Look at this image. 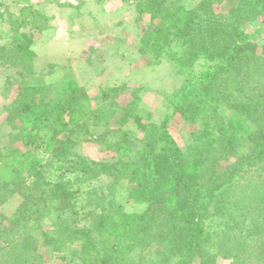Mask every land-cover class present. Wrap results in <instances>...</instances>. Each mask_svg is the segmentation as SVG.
<instances>
[{
    "label": "trees",
    "instance_id": "obj_1",
    "mask_svg": "<svg viewBox=\"0 0 264 264\" xmlns=\"http://www.w3.org/2000/svg\"><path fill=\"white\" fill-rule=\"evenodd\" d=\"M132 1L139 49L157 51L184 75L172 108L159 123L140 118L141 126H149L141 145L130 141V129H109L113 138L105 139L106 147L121 150L127 160L98 161L72 150L70 131L73 127L84 136L97 135V118L119 105L110 94L120 88L103 91L105 100H113L94 108L92 96L76 80L62 81L52 91L31 80L23 86L6 110L7 120H21V125L13 122L8 142L22 140L27 150L10 148L9 158L0 164L9 174L0 186V205L8 189L21 193L13 220L0 211V264H45L50 254L69 260L64 251L72 245L71 258L81 264H193L210 242L205 221L217 213L231 230L222 225L218 235L228 240L233 260L241 264L257 254L263 262L255 243L264 236V41L259 40L264 36V0H201L193 8L183 0ZM12 44L13 50L3 46L2 54L15 57L14 64L30 73V37L19 32ZM178 117L191 134L186 150L169 128ZM36 143L49 152L47 160L31 154L29 146ZM45 162L53 166V180L46 179L50 172L42 169ZM16 163L28 172L21 181ZM68 168L76 172L78 183L66 180ZM103 174L109 179L105 188L110 199L90 201L97 205L79 217V196H95L93 180ZM120 182L122 200L114 189ZM132 201L145 208L129 212L125 203ZM47 203L55 214L51 226L43 218ZM61 210L73 219L63 220L64 230H51L59 227ZM249 235L260 236L256 248ZM236 249L240 251L233 253ZM214 259L201 264H214Z\"/></svg>",
    "mask_w": 264,
    "mask_h": 264
},
{
    "label": "rangeland",
    "instance_id": "obj_2",
    "mask_svg": "<svg viewBox=\"0 0 264 264\" xmlns=\"http://www.w3.org/2000/svg\"><path fill=\"white\" fill-rule=\"evenodd\" d=\"M200 1L183 0L182 4L186 8H193ZM0 11L2 13L0 16V164L5 158H9V153L12 152L10 148L27 150L22 140L8 142L10 140L9 131L15 129L13 122L18 125L17 123H20L21 120H7L6 110L19 93L24 91L23 88L30 80L33 84L45 83L49 91H52L55 85L62 81L76 80L92 96L91 101L94 108L113 100L111 96L109 100H105L103 91L120 88L110 94L116 96L114 101L119 105L102 111V115L97 118L99 121L97 135L84 136L81 131L73 129V127L70 131L71 141L68 142V145L73 147L72 150L75 153L86 159L107 162L117 159L127 160L126 154L121 150L115 151L106 147L105 139L113 138L109 129H130L132 131L130 141H135V146H138V144L141 145L140 139L145 135L144 129L149 127L145 124L141 126L140 118H143V122L147 120L159 123L165 113L172 108L171 100L181 88L184 75L177 70L174 63L167 61L165 56L158 57L157 51L144 53L139 49L140 28L136 21L137 12L132 0H0ZM145 21L147 23L151 21L148 13L145 14ZM247 29L252 30L253 27L248 26ZM19 32H25L30 37L31 49L34 52V55L31 54L27 57V63L31 67L30 73L26 68L14 64V61H17L15 57L9 58L2 54L3 46L13 50L12 42ZM259 40L264 41V36ZM8 49L5 51L10 52ZM20 71L23 74H20ZM124 83L129 84L130 89L122 88ZM137 88L141 90L133 91ZM136 95L137 99H135ZM130 110H133V114L127 116L126 113ZM99 112L97 111L98 114H100ZM169 128L180 146L186 150L191 134L186 131L184 120L178 117L173 123H170ZM29 149L31 154L37 158L46 160L49 158V152L40 149L38 143L30 145ZM47 162L44 163L42 169L45 172H50L45 173L46 179L53 180L50 177L53 166L50 163L46 164ZM18 165L20 163H16V169H18L16 176L17 180L21 181L28 172L25 167L19 169ZM64 173L66 180L69 178L78 183L76 172L68 168ZM7 177H9L7 170L5 168L0 170V186ZM27 181L28 179H26ZM93 182L98 186L97 194L92 198L88 196L87 199L82 195L79 196L81 198L78 203L79 217H82L86 210L94 209L97 205L90 201H97L100 198L108 201L112 195L110 189L105 188L109 183L105 174L97 177ZM80 183H84V181ZM114 186V189H117V197L120 200L126 199L121 182L119 186L118 184ZM6 195L7 198L0 205V211L6 213L7 218L11 216L9 220H13L12 217H15L13 210L16 209L21 199V193L14 194L8 189ZM125 205L129 212L142 211L145 208L143 203L134 201L127 202ZM50 207L47 203L42 211L45 212L43 218L46 226L52 225V218L55 215L54 212H51ZM55 208L54 211H56ZM47 209L50 214L46 212ZM60 212L62 218L58 217L56 220L59 227L56 224V227L52 226L51 230L55 228L64 230L60 228L63 220L73 219L62 210ZM251 217L249 214L245 219L248 221L251 220ZM205 222V230L207 234H210V242L205 248L207 250L203 255L205 257H198L193 264H201V261L203 263V260H208L212 256L215 258L214 264H237L233 260L234 255L227 252L228 249H231L228 240L223 241V235L221 237L218 235L223 229L222 225H224V230L229 232V227L224 224L222 215L220 213L210 215ZM3 226H9L8 219ZM58 230L56 231L58 232ZM247 237H249V244L252 243L251 246L255 248L257 246V250L264 255V236L261 243H255L256 246L254 242L259 241L260 236L249 235ZM240 238L238 237L237 240ZM43 250L46 249L43 248ZM75 250L76 245L65 249L64 252L69 260L59 259V257L50 254L46 258L47 263L45 264H81L80 259L72 260L71 258L74 256ZM238 250H234L233 253ZM221 252L229 257H224ZM259 259V255L254 254L250 260L246 259L241 264H264V258L263 262Z\"/></svg>",
    "mask_w": 264,
    "mask_h": 264
}]
</instances>
